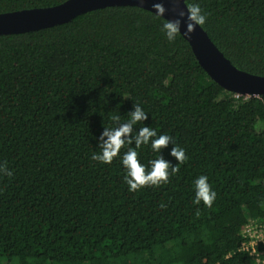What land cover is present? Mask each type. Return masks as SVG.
Wrapping results in <instances>:
<instances>
[{"label": "trees", "instance_id": "1", "mask_svg": "<svg viewBox=\"0 0 264 264\" xmlns=\"http://www.w3.org/2000/svg\"><path fill=\"white\" fill-rule=\"evenodd\" d=\"M63 1L0 0V12ZM185 2L232 64L264 74V0ZM163 19L107 6L0 35V164L13 173L0 175V264H254L239 246L249 219L264 218V95L212 80L180 33L167 40ZM134 103L149 114L136 128L172 137L138 159L171 163L167 183L129 191L120 156L134 144L110 164L91 155ZM200 175L217 194L210 208L194 203Z\"/></svg>", "mask_w": 264, "mask_h": 264}, {"label": "clouds", "instance_id": "2", "mask_svg": "<svg viewBox=\"0 0 264 264\" xmlns=\"http://www.w3.org/2000/svg\"><path fill=\"white\" fill-rule=\"evenodd\" d=\"M176 12L175 19H163L160 23V31L168 41H174L180 32L182 19L186 24L185 33L190 35L197 25H203L206 22V14L202 12L198 3H192L186 7H179L183 0H167ZM153 6L157 12V17H164L169 11L164 6V0L154 2ZM128 118L121 119L120 115L111 116V125L102 127L99 135L96 136L97 147L99 151H93L91 159L102 164H110L115 157L120 155V150L126 145H135V148L128 147L120 156V162L125 170L124 181L128 185L129 191H136L142 187L159 186L167 183L169 178L170 161L159 156L149 161V165L141 163L138 159V152L142 145H148L152 152L160 153L163 148H167L172 143V137L167 134H157L156 130L148 126L136 128L138 122L146 121L149 114L144 111L139 103H134L132 110L128 111ZM169 155L177 162L183 163L187 157L185 150L181 147H172L169 149ZM147 168V170H146ZM176 167L171 168V173L177 172ZM12 170L5 165L0 164V175L11 176ZM194 203L203 204L212 207L216 199V192L212 189L205 175L198 176L194 182ZM163 206V205H162Z\"/></svg>", "mask_w": 264, "mask_h": 264}, {"label": "water", "instance_id": "3", "mask_svg": "<svg viewBox=\"0 0 264 264\" xmlns=\"http://www.w3.org/2000/svg\"><path fill=\"white\" fill-rule=\"evenodd\" d=\"M158 0H64L61 3L0 12V35L37 30L70 21L87 11L107 6H138L157 14L153 3ZM169 9L164 19H175L172 5L164 0ZM188 6L183 0L179 7ZM180 26V34L188 41L194 56L208 76L230 92L260 96L264 95V74H254L237 68L211 40L201 25L190 35L185 33L186 24Z\"/></svg>", "mask_w": 264, "mask_h": 264}, {"label": "built area", "instance_id": "4", "mask_svg": "<svg viewBox=\"0 0 264 264\" xmlns=\"http://www.w3.org/2000/svg\"><path fill=\"white\" fill-rule=\"evenodd\" d=\"M234 96L248 97L250 95L234 92ZM242 233L245 237L240 243L239 250L255 255L254 264H264V218L261 221L249 219Z\"/></svg>", "mask_w": 264, "mask_h": 264}]
</instances>
